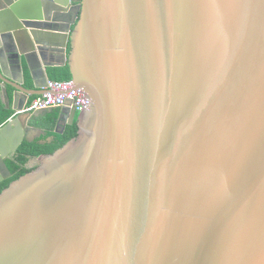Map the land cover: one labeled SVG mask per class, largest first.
Segmentation results:
<instances>
[{"label":"water","instance_id":"1","mask_svg":"<svg viewBox=\"0 0 264 264\" xmlns=\"http://www.w3.org/2000/svg\"><path fill=\"white\" fill-rule=\"evenodd\" d=\"M31 1L0 0V183L40 119L79 131L0 193V264H264V0ZM55 66L89 107L24 113Z\"/></svg>","mask_w":264,"mask_h":264},{"label":"trees","instance_id":"2","mask_svg":"<svg viewBox=\"0 0 264 264\" xmlns=\"http://www.w3.org/2000/svg\"><path fill=\"white\" fill-rule=\"evenodd\" d=\"M50 78L54 81H69L71 80V72L68 66L61 68H52L50 70ZM12 115L11 111H3L1 117V123L5 122ZM44 127L52 130L55 127L54 115H48L46 119H42ZM79 127L77 122L73 125H68L61 134H56L54 132H49L47 137H42L33 142L24 141V143L19 148L15 156L7 160V165L12 172V178L5 180L0 183V193L5 190L9 185L22 177L23 175L33 171L37 165L30 167L29 163L32 159H37L41 156L51 155L62 146H64L68 141L78 135ZM53 136L54 139L48 142L47 139Z\"/></svg>","mask_w":264,"mask_h":264},{"label":"built area","instance_id":"3","mask_svg":"<svg viewBox=\"0 0 264 264\" xmlns=\"http://www.w3.org/2000/svg\"><path fill=\"white\" fill-rule=\"evenodd\" d=\"M72 102L78 113L85 111L89 105V99L77 89L75 84L69 81H49L43 95H38L28 102L23 112L33 113L39 110L58 108Z\"/></svg>","mask_w":264,"mask_h":264},{"label":"crops","instance_id":"4","mask_svg":"<svg viewBox=\"0 0 264 264\" xmlns=\"http://www.w3.org/2000/svg\"><path fill=\"white\" fill-rule=\"evenodd\" d=\"M39 1H40V3L38 4V1H37V0H32L31 3H30V6H31V4H33V8H37L38 6H40V7H41V10L44 11V8H45V7L43 6V0H39ZM61 67H62V66H55V67H52V68H61ZM52 68H51V67L48 68V73H49V75H50V70H51ZM34 97H35V96L30 97L28 102H30L31 100H33ZM3 101L5 102V97H3V98L1 97V88H0V118L2 117L3 111H11L12 114H13V111H12L11 109H6V108H5ZM40 121H41V119H40ZM29 133L32 134V135H30V136H31V138H32L33 140L38 139V138H40V136H41V132L38 131V130H36V129H28L27 134H29ZM51 137H53V136H51ZM49 138H50V137H49ZM49 138H48V139H49ZM48 139H47V141H48ZM28 141H29V140H28Z\"/></svg>","mask_w":264,"mask_h":264},{"label":"flooded vegetation","instance_id":"5","mask_svg":"<svg viewBox=\"0 0 264 264\" xmlns=\"http://www.w3.org/2000/svg\"><path fill=\"white\" fill-rule=\"evenodd\" d=\"M74 1H79V2H81V1H83V0H74ZM73 1V4L74 5H77L78 3H75ZM80 4V3H79ZM72 9H74V7L72 8ZM42 120V119H41ZM44 122L43 121H39L37 124H38V126H36L35 128H38V129H40V130H38V129H36V130H38V131H40L41 132V136H40V138H42V137H47V134L49 133V132H47L48 130V128H46V127H44L42 124H43ZM66 126H68V125H66ZM59 127V124H57L54 128L56 129V128H58ZM30 135H32L31 133H29V134H27L26 136V138L29 140V141H31V142H33V141H35V140H37V139H35V140H33L32 138H31V136ZM40 138H38V139H40ZM36 160V161H35ZM39 164V160H38V158L37 159H32L31 161H30V163H29V166L30 167H33V166H35V165H38Z\"/></svg>","mask_w":264,"mask_h":264},{"label":"rangeland","instance_id":"6","mask_svg":"<svg viewBox=\"0 0 264 264\" xmlns=\"http://www.w3.org/2000/svg\"><path fill=\"white\" fill-rule=\"evenodd\" d=\"M36 161V160H35Z\"/></svg>","mask_w":264,"mask_h":264}]
</instances>
